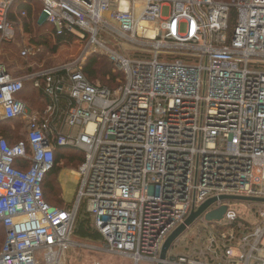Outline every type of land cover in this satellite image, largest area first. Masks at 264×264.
Here are the masks:
<instances>
[{
	"label": "built area",
	"instance_id": "2783aa9c",
	"mask_svg": "<svg viewBox=\"0 0 264 264\" xmlns=\"http://www.w3.org/2000/svg\"><path fill=\"white\" fill-rule=\"evenodd\" d=\"M37 2L58 36H74L84 58L104 53L124 79L111 90L77 63L20 78L0 64V122L26 125L24 140L0 138V264H62L85 247L74 239L83 204L99 253L264 264V0H0V44L16 39L22 3ZM40 51L25 45L21 56ZM31 83L49 99L48 118L19 98ZM58 147L85 155L71 210L44 197ZM212 199L162 260L170 236ZM223 207L222 220L207 219Z\"/></svg>",
	"mask_w": 264,
	"mask_h": 264
},
{
	"label": "trees",
	"instance_id": "16d2710c",
	"mask_svg": "<svg viewBox=\"0 0 264 264\" xmlns=\"http://www.w3.org/2000/svg\"><path fill=\"white\" fill-rule=\"evenodd\" d=\"M224 1H231V0H224ZM42 8L43 7H42L41 2H37V4H35V8L31 5H24L22 3L19 11L22 12V10H25L27 13V16L21 17V18L12 16V19L18 25V28L20 27V25H22L25 30V33L31 34L33 36V38L31 39L33 42V45L42 50V53L38 54L35 57L22 58L21 50L18 47L16 39L11 43H3L2 48H1V52L3 54H1V56L4 55V57H2L3 62L5 61L8 64H4V63L2 64L5 66L7 65L6 67L8 69V72L12 74L14 78H20L25 75L36 74V73L49 69V68L46 69L45 67H43L44 69H40L37 67L40 60H43L42 55L45 52H48V55L57 54V52L59 51L61 47L72 45L75 41L74 36H70V35L58 36L56 34L54 26H52L51 24L47 22H42L39 25L38 34L34 35V28H35L33 25L34 19H36V15L41 16ZM16 46H17V49H16ZM11 59L16 61L17 63L14 65H9L11 62ZM20 60L25 62L24 68H21L20 70H16L15 66H17ZM97 66H98L97 59L92 58L91 60H89L87 66L83 70V74L85 75L86 79L88 80L90 84L96 86L95 82L97 81L99 77H101L102 83H105L106 80L113 84L116 82H119L121 85L123 83L124 77L122 76L121 73L116 74L115 72L109 71V69H107L106 67L98 70L96 69ZM106 87L110 88L111 90H115L118 88L117 86L115 88L108 87V86ZM19 98L23 100V102H25L29 106L30 105H32L33 107L36 106L37 109H34L32 108V106H30L31 109L35 113L41 114L42 117L45 116V111H46L49 99L43 91L36 89L33 83L27 85L25 90L19 95ZM0 124L4 126L0 130V135H3V136H0V138H4L11 144L18 143L24 140L25 137L19 138V136H17L12 130V129L15 130L16 127L18 128L20 127L21 129V126L24 125L23 121L20 120L17 122H8V123L0 122ZM67 153H70V154L80 153L81 154V155L79 154L71 155V157L68 158V160L71 162H76L82 166L85 161V155L83 152L76 151V150H69L65 148H59V147L56 148L54 167L48 173L46 180L44 182V187H43L45 201L50 206L52 205L62 206L63 204L62 203L63 200L59 198V190H58V185L55 181V178L60 173L61 164L65 160H67V157H66ZM16 166L19 168H22L24 167V163L21 160H18L16 163ZM63 210H71V209L68 208V209H63ZM4 233H5L4 229L0 225V241L2 242L4 240L3 238ZM74 233H75L74 239L77 241L78 240L80 241L88 240V241H93V242H100L102 240V236L98 233V231L92 228V217L88 213L85 204H83L78 211Z\"/></svg>",
	"mask_w": 264,
	"mask_h": 264
},
{
	"label": "rangeland",
	"instance_id": "374dc122",
	"mask_svg": "<svg viewBox=\"0 0 264 264\" xmlns=\"http://www.w3.org/2000/svg\"><path fill=\"white\" fill-rule=\"evenodd\" d=\"M169 13H170V10L168 7L162 8V11H161L162 18L167 19L169 17ZM42 22L43 21L41 20V16L36 15V19H34V23H33L35 27L34 35L38 34V28ZM17 33L18 35H17L16 40H17L18 47L21 51L25 45H33V42L31 40L33 36L31 34L25 33V30L22 25H20V27L17 29ZM1 48H2V43L0 44V63L8 64L5 61L3 62L2 57H4V55L1 56V54H3L1 52ZM16 49H17V46H16ZM84 49H85L84 45L77 44L76 39H75L72 45L61 47L59 51L57 52V54L48 55V52H45L42 55L43 60H40L37 67L40 69H44L43 67H45L46 69L47 68L51 69V68L64 67L67 65H72L74 63H77L76 68H78L79 70L83 72L89 60H91L92 58H96L98 61V66L96 69L100 70L106 67L107 69H109V71L115 72L116 74L119 73L116 70L114 63L110 61L107 58V56H105L104 53L100 51L92 52L89 54L88 58H84L83 57ZM41 53H42V50L39 54ZM16 63H17L16 61L11 59V62L9 65H14ZM24 64L25 62L20 60L17 66H15L16 70H20L21 68H24ZM95 84L96 86H100V87L108 86V87H114V88L120 85L119 82H116L113 84L107 80L105 83H102L101 77L97 79ZM32 108L37 109L36 106L35 107L32 106ZM25 126L26 125L24 124L21 126V129L20 127L19 128L16 127L15 130L14 129L12 130L17 136H19V138H24L25 137ZM2 127L4 126L0 124V130ZM0 136H3V135H0ZM73 154L81 155L80 153H72V154L67 153L66 154L67 160H65L61 164L60 173L55 178V181L58 185L59 198L63 200L62 206L52 205L55 208L72 209L76 206L77 194L79 191V185L81 183V179L79 178V170H80L81 165L76 162H71L68 160V158L71 157V155ZM234 204L237 205V202H235ZM75 241L80 243L81 245H84L85 247L78 246L72 249L70 252L66 254V256L63 259L62 264H134V262H132L130 259L118 257L115 255H108L105 253H99L97 251H93L88 248V246H91V245L99 246L97 242L88 241V240H84V241L75 240ZM141 264H150V263L142 262Z\"/></svg>",
	"mask_w": 264,
	"mask_h": 264
},
{
	"label": "water",
	"instance_id": "95a60500",
	"mask_svg": "<svg viewBox=\"0 0 264 264\" xmlns=\"http://www.w3.org/2000/svg\"><path fill=\"white\" fill-rule=\"evenodd\" d=\"M220 200H241V201H258V200H253V199H236V198H231V197H221ZM218 200L217 199H212L209 202H207L204 206L201 207V209L198 212L193 213L188 220L185 222L184 225H182L180 228H178L167 240L162 254H161V259L165 260L167 258L168 252L171 249L173 243L182 235L185 233L187 228H189L208 208H210L214 203H216ZM260 202V201H259ZM226 212V209L223 207L220 209L218 212L210 213L207 215V219L210 222L214 221H220L223 219L224 214Z\"/></svg>",
	"mask_w": 264,
	"mask_h": 264
},
{
	"label": "crops",
	"instance_id": "0c3cea01",
	"mask_svg": "<svg viewBox=\"0 0 264 264\" xmlns=\"http://www.w3.org/2000/svg\"><path fill=\"white\" fill-rule=\"evenodd\" d=\"M3 44V43H2ZM41 50V49H40ZM41 52V51H40ZM3 65V64H2ZM5 66V65H4ZM28 105V104H27ZM48 106V105H47ZM28 107L31 109V107L28 105ZM46 110H47V108H46ZM31 111H33L32 109H31ZM34 112V111H33ZM35 113V112H34ZM45 113H46V111H45ZM36 114H38V113H36ZM38 115H40V117H42V115L41 114H38ZM42 118H48L47 117V115L45 114V116L44 117H42ZM58 124L60 125V127L61 126H63V119H59L58 121Z\"/></svg>",
	"mask_w": 264,
	"mask_h": 264
}]
</instances>
